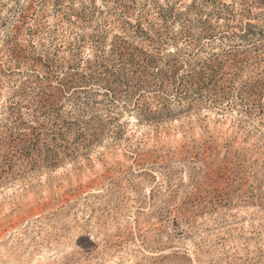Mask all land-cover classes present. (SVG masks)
<instances>
[{
  "label": "rangeland",
  "instance_id": "rangeland-1",
  "mask_svg": "<svg viewBox=\"0 0 264 264\" xmlns=\"http://www.w3.org/2000/svg\"><path fill=\"white\" fill-rule=\"evenodd\" d=\"M0 264H264V0H0Z\"/></svg>",
  "mask_w": 264,
  "mask_h": 264
}]
</instances>
